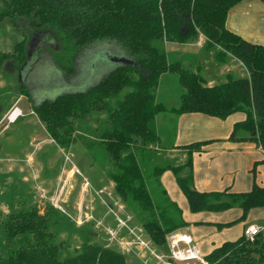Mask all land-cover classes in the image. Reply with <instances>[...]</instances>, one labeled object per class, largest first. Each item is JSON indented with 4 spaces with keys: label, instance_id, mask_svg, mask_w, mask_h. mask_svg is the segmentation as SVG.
Returning a JSON list of instances; mask_svg holds the SVG:
<instances>
[{
    "label": "trees",
    "instance_id": "trees-1",
    "mask_svg": "<svg viewBox=\"0 0 264 264\" xmlns=\"http://www.w3.org/2000/svg\"><path fill=\"white\" fill-rule=\"evenodd\" d=\"M241 1L0 0V29L8 26L22 36L10 52H0V67L8 66L11 76L16 75L14 94L32 99L33 83L31 89L18 79V73L29 56L33 34L45 33L55 41V46H48L46 58L69 85L79 79L90 53L102 45L118 49L129 60L93 81L86 91L43 99L32 111L49 138L64 150L76 141V123L86 124L93 115H104L100 125L89 130L91 137H80L88 148L101 149L111 167L107 177L115 194L135 215L157 251L166 249L169 233L186 226L181 209L164 188L160 199L153 198L143 168L146 151L157 150L161 142L156 130L158 114L200 113L223 120L241 112L245 119L235 123L229 139L236 140L237 131H246V140L255 141L264 152V46L249 43L225 27L228 11ZM201 35L204 48L213 49L217 61L224 62L229 55L246 68L247 76L227 75L225 81L208 86L200 68L192 70L180 61L168 60L165 43H195ZM167 73L177 76L181 88L179 104L171 108L156 97L161 77ZM208 143L182 147V163L156 167L152 175L158 180L170 171L190 212L239 208L238 221H242L251 209L264 207V187L253 183L249 191L238 193L195 190L192 157ZM15 204L9 205L6 215L0 213V264H128L125 254L94 242L93 230L76 228L51 205L40 213L24 199ZM57 223L77 231L82 241L74 254L64 258V243L51 229ZM205 260L208 264H264V235L253 241L242 235L224 242Z\"/></svg>",
    "mask_w": 264,
    "mask_h": 264
},
{
    "label": "rangeland",
    "instance_id": "rangeland-1",
    "mask_svg": "<svg viewBox=\"0 0 264 264\" xmlns=\"http://www.w3.org/2000/svg\"><path fill=\"white\" fill-rule=\"evenodd\" d=\"M21 38L20 33L18 34L12 28L8 26L1 28L0 52H10L14 42ZM31 41L30 55L25 65L19 70L18 79L21 77V81H26L24 83L31 89L33 88L31 83H33L32 99L14 94L16 75L11 76L8 66L0 67V110L2 107L4 109L3 112L0 111V213L6 215L9 212V205L16 207L15 203L20 199L26 200L27 206L36 205L40 213L44 212L47 205H51L63 214V219L70 218L76 228L83 226L93 230L94 242L125 254L128 264H143L144 260H148V264H157L139 243L125 244L127 241L131 242L132 236L127 228L119 229L117 219L135 232L140 230V240L155 250L157 254L166 253V249L163 248L157 251L158 248L156 249L149 241L135 215L115 194L114 185L107 177V172L111 167L101 149L88 148L80 137V135L91 137L89 130L96 129L104 119V115H93L86 124L76 123V141L68 150H64L49 138L43 124L32 111V106L37 105L43 99L53 100L56 96L69 91L82 90L81 92H84L91 87L93 81L89 80L82 84L71 83V85L65 83L60 72L46 58L48 46H55V41L48 38L45 33L33 34L29 42ZM171 45L172 43H165V49L168 50L172 47ZM193 46L196 47L195 44ZM199 52L196 59L203 60V76L210 84L209 76L216 71V65L219 63L215 62L214 66L209 59H201ZM205 55L211 57L212 53H205ZM168 58L171 61L179 60V57L172 55ZM86 72L85 66L78 78L85 81ZM180 92L177 76L171 73L161 78L156 95L158 100L165 102L166 105L178 106ZM19 106L23 107L21 116L25 115V117L10 125L8 116ZM163 125L171 137L174 125L169 122ZM7 126L8 129H6ZM239 133L242 134V132ZM157 148L153 152L146 151L143 160V168L149 176L148 181L155 200L162 197L160 193L164 187L161 184V176L157 180L152 175L153 169L170 164L175 166L180 164L179 154H169L170 150H167L165 143L158 142ZM174 184H176L175 179ZM185 202L188 205L186 198ZM178 204L183 218L186 211L181 208V204L180 206ZM187 212L191 215L200 213L190 212L188 206ZM50 224L51 222L49 226ZM235 225L233 226L236 227ZM62 227L63 225L59 226L58 223L51 225V229L57 235L56 239L64 243L63 250H61V256L64 258L74 254L82 241L80 234L70 226L61 229ZM109 231L115 233V238L110 236ZM119 241L122 243H118ZM202 256L204 257L203 254ZM187 264L199 263L192 261Z\"/></svg>",
    "mask_w": 264,
    "mask_h": 264
},
{
    "label": "crops",
    "instance_id": "crops-1",
    "mask_svg": "<svg viewBox=\"0 0 264 264\" xmlns=\"http://www.w3.org/2000/svg\"><path fill=\"white\" fill-rule=\"evenodd\" d=\"M225 27L249 43L264 46V2L262 0H242L237 3L228 11ZM171 46L168 50L165 49L167 56L179 57L177 61L182 62L184 66L192 70H199L200 68L202 76L204 62L196 59L198 51H200L201 59H209L214 66L215 62L219 63L216 65V71L209 76L210 84L203 76L208 86L225 81L227 75L235 78L247 76L246 68L233 57L227 55L224 62L217 61L213 54L215 51L204 48V40L201 45L195 42L189 44L172 43ZM203 52L207 54L211 52L212 56H206ZM128 63L129 60L125 58L121 51L102 45L92 51L86 59L85 81H82L81 78L75 79L73 84H82L89 80L96 81L108 71ZM168 74L170 73L164 74L161 78ZM23 82L26 83V81ZM160 102L168 108L176 107V105L168 106L165 102ZM21 108L23 107L19 106L17 112L19 111L22 114L23 109ZM24 117L25 115H20L9 124H15ZM244 119L245 115L241 112L234 113L223 120L200 113L182 115L161 113L156 116V130L160 141L170 149L168 153L172 155L179 154V163H182L185 159V153L181 150L182 147L195 142H209L201 152L194 153L192 157L193 186L195 190L214 192L229 189L237 193L247 192L251 189L253 183L264 187V152L255 141L246 140V138H249V133L246 131L239 130L235 133L236 140L229 139L235 123ZM165 122L174 125L171 137H169L170 134L163 125ZM8 128L7 126L6 129ZM239 132H242V134ZM256 163L258 164L255 166ZM252 170H254V173ZM174 179V175L170 171H166L161 175L160 180L171 201L176 204L180 201L181 208L186 211L183 217L186 226L179 230L193 238L204 257L224 242L237 240L242 236L243 230L248 225H264V207L251 209L242 221H238L242 215L239 208L222 212L189 214L185 196L174 184ZM180 204L178 205L180 206ZM234 221H237L236 225L234 224L236 227L233 225V227H223V225Z\"/></svg>",
    "mask_w": 264,
    "mask_h": 264
},
{
    "label": "built area",
    "instance_id": "built-area-1",
    "mask_svg": "<svg viewBox=\"0 0 264 264\" xmlns=\"http://www.w3.org/2000/svg\"><path fill=\"white\" fill-rule=\"evenodd\" d=\"M205 38L201 35L200 39L197 41L198 45L203 43ZM15 113H18L15 114ZM21 113L17 110L11 112L8 116L9 122L14 121ZM119 229L127 228L129 230V234L132 236L131 242L127 241L126 245H133L139 243L142 248L149 253L151 258H153L157 264H187L188 262L195 261L199 264H208L205 260V257L202 256L199 248L195 244L193 238L186 234L183 231L177 230L169 233L166 236V253L157 254L155 250L148 247V245L140 240L141 234L138 232L129 229L126 224H124L120 219H117ZM109 234L112 238H115V233L109 231ZM244 238L248 241H253L257 236L264 235V225H248L244 230L243 234ZM118 243H122L119 241ZM148 260H144L143 264H148Z\"/></svg>",
    "mask_w": 264,
    "mask_h": 264
},
{
    "label": "water",
    "instance_id": "water-1",
    "mask_svg": "<svg viewBox=\"0 0 264 264\" xmlns=\"http://www.w3.org/2000/svg\"><path fill=\"white\" fill-rule=\"evenodd\" d=\"M28 55H30V53H28ZM19 78H21V77H19Z\"/></svg>",
    "mask_w": 264,
    "mask_h": 264
},
{
    "label": "flooded vegetation",
    "instance_id": "flooded-vegetation-1",
    "mask_svg": "<svg viewBox=\"0 0 264 264\" xmlns=\"http://www.w3.org/2000/svg\"><path fill=\"white\" fill-rule=\"evenodd\" d=\"M32 47H31V45H30V49H31Z\"/></svg>",
    "mask_w": 264,
    "mask_h": 264
},
{
    "label": "bare ground",
    "instance_id": "bare-ground-1",
    "mask_svg": "<svg viewBox=\"0 0 264 264\" xmlns=\"http://www.w3.org/2000/svg\"><path fill=\"white\" fill-rule=\"evenodd\" d=\"M15 114H17V115H18V113H15Z\"/></svg>",
    "mask_w": 264,
    "mask_h": 264
}]
</instances>
